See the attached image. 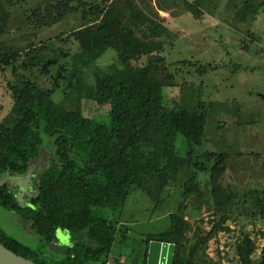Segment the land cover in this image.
<instances>
[{"label":"trees","instance_id":"obj_1","mask_svg":"<svg viewBox=\"0 0 264 264\" xmlns=\"http://www.w3.org/2000/svg\"><path fill=\"white\" fill-rule=\"evenodd\" d=\"M184 3L196 18L200 17L199 2ZM50 7L45 12L36 9L28 16L32 27L52 26L69 14L81 13L85 24L72 33L73 38L93 57L114 49L120 67L98 74L94 86L88 89L83 87L78 71L65 65L54 76L52 88L20 74L9 84L13 106L9 116L0 120V173L25 176L33 163L45 155L47 166L37 174L35 186L27 184L29 188L24 191L29 190V194H24L23 201L19 192L14 194L7 185L1 186L0 206L21 217L32 232L42 237L43 246H53L62 256H51L46 249L36 251L1 228L0 243L38 264H108L120 221L104 217L100 210L121 209L132 189L156 196L186 168L197 167L200 172H210L219 219L185 258V233L191 225L183 216L171 214L166 231L149 235L143 241L144 264L152 240L175 244L173 264H208L196 259L199 246L230 229L226 223L236 196L222 183L227 153H202L205 165L215 161L210 169L204 162L194 161L196 149L203 145L206 135L207 108L201 94L187 107L165 105L164 89L176 84V76L168 70L161 54L160 38L168 30L134 0H112L107 7L94 6L92 0H59ZM263 7L264 0H244L238 15L245 20ZM10 16L5 1L0 0V35L4 34ZM33 16L36 20H32ZM28 58L31 62L33 57ZM142 58L147 59L146 64L135 66L134 62ZM12 60L5 55L2 63L10 65ZM55 64V60L47 61L42 66L43 73ZM61 81H65L67 88L78 90L79 99L83 93L98 106L109 107V122L86 116L81 102L70 109L55 102L52 95ZM43 134L49 137L47 141ZM179 134L187 141L184 157L178 154ZM150 182L155 185L152 189ZM198 190L194 178L186 183V195ZM251 197L255 198L257 213L264 218V189L251 191ZM58 231L70 236L68 245L60 244ZM256 248L248 235L238 243L241 264H264V247L261 262L253 261Z\"/></svg>","mask_w":264,"mask_h":264},{"label":"rangeland","instance_id":"obj_2","mask_svg":"<svg viewBox=\"0 0 264 264\" xmlns=\"http://www.w3.org/2000/svg\"><path fill=\"white\" fill-rule=\"evenodd\" d=\"M3 1L11 16L4 34L0 35V120L11 112L13 99L9 84L16 75L28 76L43 87L52 88L54 76L65 65L78 71L83 87L88 89L94 86L98 74L120 67L114 49L93 57L73 38L72 33L85 24L81 13L69 14L52 26L32 27L28 16L36 9L45 12L59 0ZM92 1L94 6L107 7L112 0ZM184 1L134 0L168 30L160 38L161 54L168 70L175 74L176 84L164 89L165 105L187 107L195 103L198 94L206 103L205 140L197 147L194 161L204 162L201 155L207 151L225 152L228 156L222 183L236 196L226 223L230 229L199 246L196 259L208 264H241L237 245L248 235L257 247L252 259L259 263L264 247V218L254 207L251 191L264 189V7L255 16L250 14L243 20L238 13L244 0H187L199 2L202 13L196 18ZM32 20L36 18L33 16ZM27 54L33 57L31 62ZM5 55L13 57L10 65L2 63ZM49 60H55L56 64L43 73L42 66ZM146 62L142 58L134 65L143 66ZM77 91L61 81L52 98L69 109L81 102L86 116L108 123L110 108L98 106L83 93L79 99ZM42 136L45 141L49 139L45 134ZM177 148L179 156H186L187 141L181 134L177 137ZM214 163L212 160L203 164L210 169ZM46 166L45 155L33 163L25 176L0 173V187L7 185L14 194L19 192L23 201L24 194H29V190H24L28 185L35 186L37 174ZM192 178L199 184V190L186 195V183ZM148 185L151 189L155 187L153 182ZM211 190L210 172L191 167L156 196L132 189L121 209H101L104 217L120 221L110 264H144L143 241L149 235L166 231L173 213L183 216L191 225L185 233L182 251L188 257L197 240L205 237L219 219ZM0 228L36 251L46 249L51 256H62L53 246H43L42 237L32 232L27 222L1 206ZM57 238L61 245H68L71 240L62 231L57 232Z\"/></svg>","mask_w":264,"mask_h":264},{"label":"water","instance_id":"obj_3","mask_svg":"<svg viewBox=\"0 0 264 264\" xmlns=\"http://www.w3.org/2000/svg\"><path fill=\"white\" fill-rule=\"evenodd\" d=\"M175 244L158 240L150 241L146 264H173ZM0 264H38L0 243Z\"/></svg>","mask_w":264,"mask_h":264},{"label":"built area","instance_id":"obj_4","mask_svg":"<svg viewBox=\"0 0 264 264\" xmlns=\"http://www.w3.org/2000/svg\"><path fill=\"white\" fill-rule=\"evenodd\" d=\"M108 264H110V262H108Z\"/></svg>","mask_w":264,"mask_h":264}]
</instances>
